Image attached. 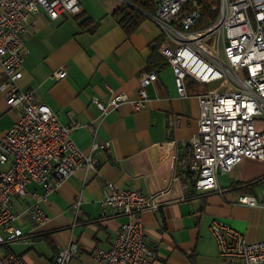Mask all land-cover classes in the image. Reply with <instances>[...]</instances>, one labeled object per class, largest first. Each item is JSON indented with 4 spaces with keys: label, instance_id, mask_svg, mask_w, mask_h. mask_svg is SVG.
Here are the masks:
<instances>
[{
    "label": "crops",
    "instance_id": "obj_1",
    "mask_svg": "<svg viewBox=\"0 0 264 264\" xmlns=\"http://www.w3.org/2000/svg\"><path fill=\"white\" fill-rule=\"evenodd\" d=\"M79 1L81 11L76 16L50 20L42 11L30 16L22 36L18 84L48 105L63 124L69 122L67 113L71 114L77 122L71 137L83 154H91L93 140L109 142L110 148L91 154L98 162L96 171H74L41 203L48 217L43 226L27 213L30 195L40 189L34 183L27 185L29 195L12 201L18 216L13 226L23 238L14 241L11 250L26 264H53L60 249L75 244L76 257L67 264H98L94 249H108L126 221L124 215L100 205L103 189L111 182L145 196L165 190L157 209L139 216L154 255L151 264H231L219 257L211 225L223 224L248 243L264 240V208L240 204L238 197L244 194L236 186L259 178L258 185L264 184V166L246 175L230 176L234 169L219 175L221 193L194 192L189 187L182 176L185 146L197 131L196 96L208 88L186 80L188 96L180 98L168 65L155 69L157 80L148 87V100L141 111L133 112L124 103L101 115L93 98L104 104L113 93H123L129 100L138 98L139 77L147 71L150 47L161 32L146 14L127 36L112 15L125 3L122 0ZM82 22H86L84 27ZM61 68L67 75L56 80L54 74ZM21 114V109H9L0 94V140ZM5 169L0 164V172ZM254 189L249 194L255 197Z\"/></svg>",
    "mask_w": 264,
    "mask_h": 264
},
{
    "label": "built area",
    "instance_id": "obj_2",
    "mask_svg": "<svg viewBox=\"0 0 264 264\" xmlns=\"http://www.w3.org/2000/svg\"><path fill=\"white\" fill-rule=\"evenodd\" d=\"M152 21L163 38L157 53L172 71L176 92L188 96L186 80L200 85L221 84L196 96L199 117L197 131L186 146L182 162L183 178L189 187L201 192H219V175L229 174L244 158L264 161V0H153ZM218 5L217 17L202 21L207 10ZM44 12L50 20L61 15L76 16L79 0H0V94L9 109H21V116L0 140V264H26L10 245L23 238L13 226L17 215L12 201L29 195L27 185L34 183L40 193L30 195L27 207L38 225L47 223L41 208L74 171H96L97 160L91 155L108 151L109 142L93 140L89 155L83 154L71 137L77 122L67 113L63 124L46 104L33 93L21 90L22 36L32 15ZM66 70L54 74L65 78ZM157 80L155 71L139 77L138 98L129 100L123 93H113L106 104L93 98L92 103L105 115L124 103L139 112L148 100L147 89ZM176 159L175 157H173ZM165 190L145 196L136 190L121 189L107 182L100 205L126 217L108 249L95 248L98 264H151L154 255L148 247L139 216L155 211ZM240 204L264 208V200L253 195L238 197ZM79 202L75 204L78 209ZM211 232L219 257L231 264H264V240L248 243L233 229L214 222ZM78 248L69 244L60 249L53 264H67Z\"/></svg>",
    "mask_w": 264,
    "mask_h": 264
},
{
    "label": "trees",
    "instance_id": "obj_3",
    "mask_svg": "<svg viewBox=\"0 0 264 264\" xmlns=\"http://www.w3.org/2000/svg\"><path fill=\"white\" fill-rule=\"evenodd\" d=\"M126 3L113 12V18L116 23L121 27L127 36L133 34L142 21L145 20L146 14L153 15L155 4L152 0H123ZM210 10L205 6L202 9V21L206 22L210 18ZM86 22H82L81 26L84 27ZM162 36L150 47V55L147 59V71H155L156 68L167 65L157 53V49L162 42ZM156 72V71H155ZM261 179H257L247 183H237V190L242 194H249L254 187L259 184ZM194 190V189H193ZM195 192V190H194Z\"/></svg>",
    "mask_w": 264,
    "mask_h": 264
},
{
    "label": "rangeland",
    "instance_id": "obj_4",
    "mask_svg": "<svg viewBox=\"0 0 264 264\" xmlns=\"http://www.w3.org/2000/svg\"><path fill=\"white\" fill-rule=\"evenodd\" d=\"M210 14V20H213L214 18L217 17L218 14V5H216V7L214 9H211L209 11ZM208 90H216V89H220L221 88V84L219 83H212L207 85ZM264 166V161H256V160H250V159H246L244 158L240 163H238L233 169V172L230 176L236 175V174H243L246 175V173H249L250 170L254 169L255 167H261ZM262 188H264V184H260L258 186L255 187L254 189V195L255 198L260 202L264 199V196L262 195Z\"/></svg>",
    "mask_w": 264,
    "mask_h": 264
},
{
    "label": "water",
    "instance_id": "obj_5",
    "mask_svg": "<svg viewBox=\"0 0 264 264\" xmlns=\"http://www.w3.org/2000/svg\"><path fill=\"white\" fill-rule=\"evenodd\" d=\"M123 1V0H122ZM125 2V1H124ZM126 3V2H125ZM127 4V3H126Z\"/></svg>",
    "mask_w": 264,
    "mask_h": 264
}]
</instances>
